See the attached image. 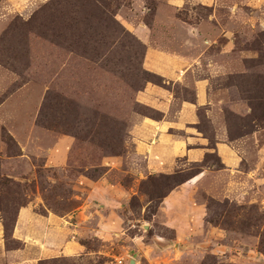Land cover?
Wrapping results in <instances>:
<instances>
[{"label": "rangeland", "instance_id": "1", "mask_svg": "<svg viewBox=\"0 0 264 264\" xmlns=\"http://www.w3.org/2000/svg\"><path fill=\"white\" fill-rule=\"evenodd\" d=\"M140 25L148 46L134 34ZM147 47L165 51L173 79L149 71L156 60L145 63ZM149 85L176 99L173 111L185 102L195 115L193 126L171 130L182 147L172 167L161 162L155 172L145 171L149 160L139 151L147 148L151 160L162 151L136 136L143 118H160L137 101ZM63 138L73 142L65 165L43 168ZM108 169L134 193L125 227H136L107 244L114 254L131 250L129 237L138 234L156 243L151 257L163 264H264V0H184L176 7L167 0H0V264H30L12 238L28 196L38 193L63 216L79 205L77 182ZM173 190L183 201L165 213L162 200ZM168 219L181 235L191 231L178 236L185 239L181 255ZM81 243L106 249L95 238ZM107 258L34 264L118 263Z\"/></svg>", "mask_w": 264, "mask_h": 264}, {"label": "crops", "instance_id": "2", "mask_svg": "<svg viewBox=\"0 0 264 264\" xmlns=\"http://www.w3.org/2000/svg\"><path fill=\"white\" fill-rule=\"evenodd\" d=\"M167 1L170 5L176 7L184 0ZM134 34L141 42L148 46L150 37L141 25L135 27ZM152 58L156 61L150 63V66H148L150 72L159 75L161 79L165 80L173 79L172 77L177 75L171 69L168 63L169 56L165 51H157L153 47H147L145 51V63H147L146 60ZM139 95L137 98L139 103L160 113L159 119L150 120L143 118L137 126V133L142 134H136V136H139L140 139L144 138L145 141L143 142H145L144 144L146 146L150 142L152 143V147L156 148L155 150L162 151V153L156 154L154 160L148 157L149 152L147 148L139 151L149 160H147L148 163L145 171H150L151 169L154 172L160 171L161 162L166 165L165 169L172 167V163L178 156V153H181L182 147L179 148L177 146L178 141L171 135V130L177 129V126L187 128L195 124L194 106L181 102L178 108L173 111L172 108L176 99L169 92L153 85L145 86ZM197 103L200 106L203 105L202 96L199 95ZM188 136L190 140H196L198 145L202 143L200 137L190 133ZM72 143V140L68 138L60 139L56 145V153L45 154V157L50 162L44 165L43 168L64 166L66 153ZM187 144H190V142H187ZM56 156H61V160H55V158H58ZM163 158H165V161ZM110 171L108 169L107 172H103L98 178L83 177L80 179L75 186L79 190V194L75 195V198L79 201V205L70 213L63 216H57L51 213L45 206L43 200L38 197L40 196L38 193L33 192L31 196H28L29 199L25 207L19 209L16 214L12 229V238L25 246L27 256L25 261L27 263L34 264L35 262L58 256L77 257L81 255H101L105 258L108 257L107 259H110V261L112 258H115L118 262L116 264H130L131 260H134L135 264H138L137 259L132 257L133 255L139 259L144 258L148 264H163L157 261V258L151 257V251L155 250L156 243L145 244L141 242L142 237L138 234L130 235L129 241L133 246L131 250L124 253L126 257H124L123 253L119 256L114 254L112 248L108 249V243H112L116 238L127 237V231L136 227L134 225L128 228L125 227L126 223H130L129 221L125 223L127 202L134 193L130 194L131 187L127 188L116 181H112L108 176ZM182 198L183 196L174 192V190L169 192L162 200L161 207L163 211L166 213V211L174 210L175 202L177 200L180 202L183 201ZM39 209H44V211L40 212ZM173 223V219H168L164 225L173 229L177 238L178 236H183L184 234L187 236L191 233V231H186V233H182L181 235V228ZM139 227L142 228L143 226ZM3 229L0 223V247L5 249ZM93 238L106 244V249L103 251H94L88 249L87 246L81 243V240ZM179 240L185 239L178 238V240L174 241L173 246L175 251L178 252V255H181L182 251H180ZM164 247L165 250L171 248L168 245ZM10 252L5 251L3 254L5 257L7 255L10 257L17 251ZM163 262L165 263L166 261ZM3 264L9 263L7 261Z\"/></svg>", "mask_w": 264, "mask_h": 264}, {"label": "water", "instance_id": "3", "mask_svg": "<svg viewBox=\"0 0 264 264\" xmlns=\"http://www.w3.org/2000/svg\"><path fill=\"white\" fill-rule=\"evenodd\" d=\"M130 264H135L134 260H131V261H130Z\"/></svg>", "mask_w": 264, "mask_h": 264}, {"label": "trees", "instance_id": "4", "mask_svg": "<svg viewBox=\"0 0 264 264\" xmlns=\"http://www.w3.org/2000/svg\"><path fill=\"white\" fill-rule=\"evenodd\" d=\"M166 196H167V195H166ZM166 196H165V197H166Z\"/></svg>", "mask_w": 264, "mask_h": 264}]
</instances>
